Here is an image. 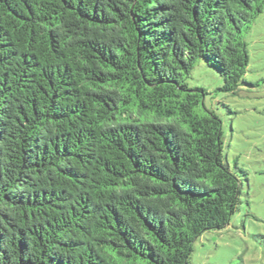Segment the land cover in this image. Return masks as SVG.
I'll return each instance as SVG.
<instances>
[{"label": "trees", "instance_id": "obj_1", "mask_svg": "<svg viewBox=\"0 0 264 264\" xmlns=\"http://www.w3.org/2000/svg\"><path fill=\"white\" fill-rule=\"evenodd\" d=\"M264 0H0V264H190L242 183L199 61L237 94ZM242 264V263H240Z\"/></svg>", "mask_w": 264, "mask_h": 264}, {"label": "rangeland", "instance_id": "obj_2", "mask_svg": "<svg viewBox=\"0 0 264 264\" xmlns=\"http://www.w3.org/2000/svg\"><path fill=\"white\" fill-rule=\"evenodd\" d=\"M250 64L237 94L219 88L215 68L199 61L190 86L208 90L206 104L223 120L225 161L239 176L242 195L230 224L194 244L190 264H264V12L247 33Z\"/></svg>", "mask_w": 264, "mask_h": 264}]
</instances>
